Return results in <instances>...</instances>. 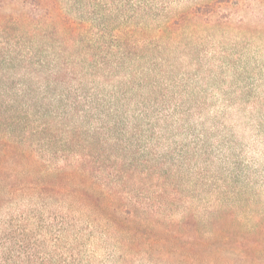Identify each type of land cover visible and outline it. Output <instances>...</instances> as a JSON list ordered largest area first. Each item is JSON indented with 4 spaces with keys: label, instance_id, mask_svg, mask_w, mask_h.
Instances as JSON below:
<instances>
[{
    "label": "trees",
    "instance_id": "1",
    "mask_svg": "<svg viewBox=\"0 0 264 264\" xmlns=\"http://www.w3.org/2000/svg\"><path fill=\"white\" fill-rule=\"evenodd\" d=\"M225 3L0 0V264H90L96 232L241 264L246 230L199 195L229 160L213 157L224 121L173 73L184 25H229Z\"/></svg>",
    "mask_w": 264,
    "mask_h": 264
},
{
    "label": "rangeland",
    "instance_id": "2",
    "mask_svg": "<svg viewBox=\"0 0 264 264\" xmlns=\"http://www.w3.org/2000/svg\"><path fill=\"white\" fill-rule=\"evenodd\" d=\"M215 1L164 0L165 6L159 9L163 14L181 12ZM224 1L227 3L220 4L221 7L228 8L222 11L223 15L234 12L229 25H198V30L191 28V22L184 25L178 39L183 50L176 54L180 61H176L173 73L188 72L195 76L198 81L191 83L192 88L200 91L196 102L210 107L208 122L213 121L215 113L224 121V129L218 133L220 138L212 140L220 149L213 157L229 160L214 167L219 180L202 188L207 193L199 195L205 202L214 201L213 207L230 212L246 230L248 242L244 244L246 253L241 264H264V0ZM235 2L238 7L229 5ZM189 38L192 42H187ZM228 176L230 180L224 181ZM221 187L225 196L219 201L214 191ZM173 218L176 215L165 216L161 222ZM156 225L159 226L152 223L151 227ZM84 237L80 250L90 257V264H209L206 259L193 261L178 252L170 253L160 245L150 249L143 242L122 251L116 247V241H109L99 232ZM252 239L259 243L258 247L253 246V252ZM261 249L259 255L257 250ZM227 257H231L230 252Z\"/></svg>",
    "mask_w": 264,
    "mask_h": 264
}]
</instances>
